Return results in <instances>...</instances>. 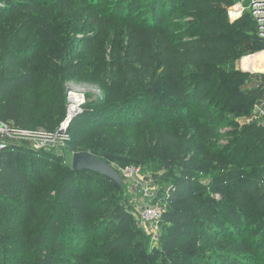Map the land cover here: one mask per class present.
Here are the masks:
<instances>
[{
    "label": "trees",
    "instance_id": "obj_1",
    "mask_svg": "<svg viewBox=\"0 0 264 264\" xmlns=\"http://www.w3.org/2000/svg\"><path fill=\"white\" fill-rule=\"evenodd\" d=\"M231 3L0 0V123L55 132L66 82L85 76L102 93L71 120L69 152L161 169L171 182L159 247L148 251L132 215L104 193H119L107 178L8 146L0 264H264V124L213 143L216 116L233 107L248 116L264 94L241 89L249 74L234 62L264 40L248 15L229 21ZM176 12L193 17L186 39L168 30Z\"/></svg>",
    "mask_w": 264,
    "mask_h": 264
},
{
    "label": "rangeland",
    "instance_id": "obj_2",
    "mask_svg": "<svg viewBox=\"0 0 264 264\" xmlns=\"http://www.w3.org/2000/svg\"><path fill=\"white\" fill-rule=\"evenodd\" d=\"M111 1L114 0H105V3L110 4ZM233 1V0H232ZM107 4L102 9L103 12H107L108 6ZM229 6L227 7V9ZM193 17L189 15H185L183 13H173L168 18H166V22L169 23L168 30L171 33H177L179 36L177 39L180 38H188L190 34L185 35L184 30L187 27V23L189 21H192ZM119 34V33H118ZM260 52H264V49L261 51H258L256 53L250 54V55H243L239 60L234 62V66L239 68L241 71L248 73L247 81L242 85L241 89L245 93H255L256 91L264 88V67L259 69H247L244 66V59L247 57H251L255 54H258ZM80 52L77 53L75 58H80ZM240 61H242V67L240 66ZM76 76L74 78L68 79V81L65 84V92H64V105H65V115L64 118L60 121V123L57 126V130H59V127L62 123V121L66 117V111L70 104L69 98H71L73 95L83 96L85 99V102L87 100L96 102L101 97V89L100 86L90 78H85V76ZM72 94V96H71ZM262 98H259L255 101L253 104V107L251 109L250 114L247 115H241L236 114V110H233L235 107L226 110L222 112L219 116H216L218 118L217 123V131L218 136L214 143L215 149H221L224 147L228 141L230 136V131L233 130V128L237 127L240 128L243 125L255 123L258 125L264 124V117H259L257 111V106L263 104L264 107V94L262 95ZM249 116H251L250 121L248 120ZM10 129H21L17 128L13 125L8 126ZM25 130V129H21ZM32 133V137L28 136H22V135H15L12 136L8 133L12 132H5L1 131L0 134H3V139L6 140L8 143H13L18 147H24L26 149H30L33 151H43L47 153L55 154L56 156L62 157L65 161L71 163L72 153L69 152V150L66 148V139L68 138V129L64 133H61L60 136L57 138H54L55 132H47L44 129H35V130H25ZM31 135V134H30ZM66 135V139L65 136ZM74 154V153H73ZM117 171L119 172V175L122 177V170L125 167H119L117 165H113ZM129 166V165H128ZM126 166V167H128ZM132 166V165H130ZM140 170L139 177L143 179V186H134V182H125L124 179H121V189L119 190V193L115 194L111 191L105 190L104 193H108V195L112 196L113 205L122 206L123 209L127 212H129L133 217V224L136 229L140 231L139 241H143V247L146 248L148 251H151L154 248L159 247V237L161 234V227L160 230L157 233H153L150 229V224L147 222H143L140 220L139 212L142 205L145 204H151V205H161L166 210L168 209L166 199L171 194L170 186V177L165 176L164 170H153L151 168H147L146 166L138 167ZM204 182H207L208 179L204 176L201 177ZM139 181V180H138ZM102 195V194H101ZM107 217L110 216V212H108ZM7 228V224H1L0 226V234L5 235L4 229ZM2 229V231H1ZM19 228H13L10 231L8 230V233L5 237H10L13 235L16 231H18Z\"/></svg>",
    "mask_w": 264,
    "mask_h": 264
},
{
    "label": "built area",
    "instance_id": "obj_3",
    "mask_svg": "<svg viewBox=\"0 0 264 264\" xmlns=\"http://www.w3.org/2000/svg\"><path fill=\"white\" fill-rule=\"evenodd\" d=\"M244 15H248L255 23L256 25V32L259 38L264 40V0H233L230 4L229 8L227 9V17L230 22L236 21L243 17ZM240 66L242 67V61H240ZM72 96V94H71ZM74 96H77V99H75V109L74 113L71 117H69V112L72 106V98ZM69 106L66 111V117L62 121L59 130L56 131L54 138H57L61 135V133H64L69 128V124L71 120L81 111V107L85 102V99L83 96L73 95L71 98H69ZM259 117H264V107L263 104L257 106V111ZM251 116H249L248 120L250 121ZM12 132L8 133L12 136L15 135H22V136H28L32 137V133L29 131L21 130V129H10L7 125L0 123V132ZM31 134V135H30ZM4 135L0 134V161H1V153L3 150H5L8 146H16L13 143L6 142L5 139H3ZM66 139V135L64 136ZM139 166H128L125 167L122 170V177L121 179H124L125 182H134V186H143V179L140 178L138 175L140 173V170L138 168ZM139 180V181H138ZM143 182L139 183L138 182ZM166 211L165 208H163L161 205H151V204H145L142 205L140 208L139 216L140 220L143 222H147L150 224V229L153 233H157L160 230L161 227V220L163 217L164 212Z\"/></svg>",
    "mask_w": 264,
    "mask_h": 264
},
{
    "label": "water",
    "instance_id": "obj_4",
    "mask_svg": "<svg viewBox=\"0 0 264 264\" xmlns=\"http://www.w3.org/2000/svg\"><path fill=\"white\" fill-rule=\"evenodd\" d=\"M71 168L74 171H91L107 178L115 190L121 189V177L117 169L89 152H75L71 158Z\"/></svg>",
    "mask_w": 264,
    "mask_h": 264
},
{
    "label": "bare ground",
    "instance_id": "obj_5",
    "mask_svg": "<svg viewBox=\"0 0 264 264\" xmlns=\"http://www.w3.org/2000/svg\"><path fill=\"white\" fill-rule=\"evenodd\" d=\"M244 66L247 69H259L264 67V52H260L258 54H255L251 57H247L244 59L243 61ZM75 99H77V96H74V98H72L71 102H72V106L69 112V117H71L74 113V109H75Z\"/></svg>",
    "mask_w": 264,
    "mask_h": 264
}]
</instances>
